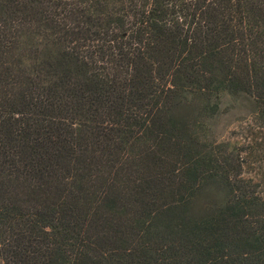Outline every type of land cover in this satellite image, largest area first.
Returning a JSON list of instances; mask_svg holds the SVG:
<instances>
[{
	"label": "trees",
	"instance_id": "obj_1",
	"mask_svg": "<svg viewBox=\"0 0 264 264\" xmlns=\"http://www.w3.org/2000/svg\"><path fill=\"white\" fill-rule=\"evenodd\" d=\"M0 264H264V0H0Z\"/></svg>",
	"mask_w": 264,
	"mask_h": 264
},
{
	"label": "rangeland",
	"instance_id": "obj_2",
	"mask_svg": "<svg viewBox=\"0 0 264 264\" xmlns=\"http://www.w3.org/2000/svg\"><path fill=\"white\" fill-rule=\"evenodd\" d=\"M235 121H236V116L235 115H232L231 117H228L226 119H223L219 123L216 124L215 130L218 133H223L224 130L226 128L231 127L235 123ZM205 201H206V198L204 196L201 197V200L199 201V205L197 207L203 205Z\"/></svg>",
	"mask_w": 264,
	"mask_h": 264
}]
</instances>
